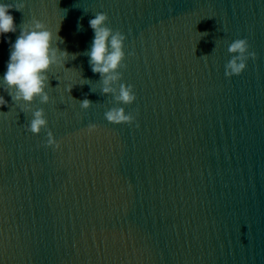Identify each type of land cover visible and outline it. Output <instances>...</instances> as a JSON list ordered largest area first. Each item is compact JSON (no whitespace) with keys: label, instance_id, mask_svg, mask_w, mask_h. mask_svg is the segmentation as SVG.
I'll use <instances>...</instances> for the list:
<instances>
[{"label":"water","instance_id":"1","mask_svg":"<svg viewBox=\"0 0 264 264\" xmlns=\"http://www.w3.org/2000/svg\"><path fill=\"white\" fill-rule=\"evenodd\" d=\"M0 3L23 5L0 36V77L33 17L70 54L48 72L49 102L30 105L57 150L0 81V264H264V0ZM98 12L126 37L130 105L101 93L84 54ZM240 38L256 58L225 77ZM113 107L135 122H107Z\"/></svg>","mask_w":264,"mask_h":264},{"label":"clouds","instance_id":"2","mask_svg":"<svg viewBox=\"0 0 264 264\" xmlns=\"http://www.w3.org/2000/svg\"><path fill=\"white\" fill-rule=\"evenodd\" d=\"M22 4L12 5L0 3V36L7 37L9 33L17 32V25L11 10L21 11ZM108 16L98 12L95 18L89 20V27L94 37L91 47L84 54L87 55L89 66L93 74H99L102 84L101 93L111 94L117 104L130 105L136 100V94L131 84L121 83L120 69L126 68L124 41L126 39L119 30L107 26ZM205 35H208L205 32ZM59 37V36H58ZM62 41V39L59 37ZM63 42V41H62ZM9 59L6 71L0 81L3 90L11 97L13 103L20 105L23 112L31 111L32 119L26 131L38 135L42 129L47 130L48 124L42 108L32 110L30 105L35 98L41 104L49 102V95L45 90L49 87L48 72L53 65H61L64 58L70 55L66 50L52 46V33L39 19L33 17L30 23L20 27L19 35L14 43H10ZM231 58L225 64V77L240 75L247 66L249 59L255 60L256 53L250 50L247 38L235 39L227 48ZM74 59L78 54H71ZM128 55H132L129 53ZM207 56V55H203ZM72 88H69V93ZM93 102L85 97L80 101L82 109H88ZM0 106H8V102L0 96ZM104 118L111 124H128L135 122V116L125 113L123 107H113L104 113ZM95 124H89V132L96 130ZM138 127V124H137ZM45 147L53 150L60 148V143L52 132L47 130Z\"/></svg>","mask_w":264,"mask_h":264}]
</instances>
